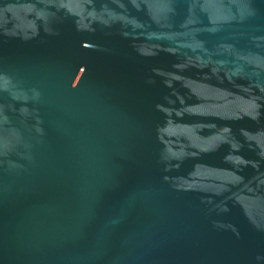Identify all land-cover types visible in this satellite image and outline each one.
I'll return each mask as SVG.
<instances>
[{"label": "water", "instance_id": "water-1", "mask_svg": "<svg viewBox=\"0 0 264 264\" xmlns=\"http://www.w3.org/2000/svg\"><path fill=\"white\" fill-rule=\"evenodd\" d=\"M0 264H264V0H0Z\"/></svg>", "mask_w": 264, "mask_h": 264}]
</instances>
